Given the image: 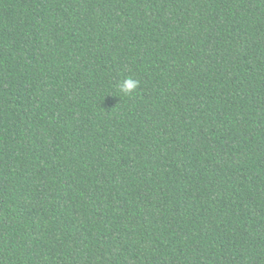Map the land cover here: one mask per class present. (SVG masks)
Instances as JSON below:
<instances>
[{"label": "trees", "instance_id": "trees-1", "mask_svg": "<svg viewBox=\"0 0 264 264\" xmlns=\"http://www.w3.org/2000/svg\"><path fill=\"white\" fill-rule=\"evenodd\" d=\"M0 264H264V0H0Z\"/></svg>", "mask_w": 264, "mask_h": 264}]
</instances>
